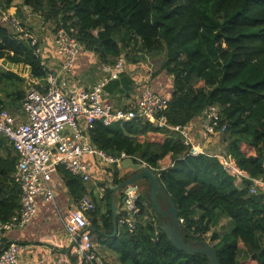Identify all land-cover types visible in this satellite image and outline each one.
I'll return each mask as SVG.
<instances>
[{"label": "trees", "instance_id": "16d2710c", "mask_svg": "<svg viewBox=\"0 0 264 264\" xmlns=\"http://www.w3.org/2000/svg\"><path fill=\"white\" fill-rule=\"evenodd\" d=\"M15 1L0 0V18ZM19 1L40 10L55 30L72 29V36L101 64L113 65L123 52L134 53V63L138 56L141 60L145 55H164L163 71L172 78L164 112L167 125L184 126L211 106L219 108V124L225 131L211 139L220 137L223 151L218 155L205 151L210 141L203 146L204 154L191 156L176 133L139 120L110 127L96 124L90 142L112 158L123 153L156 170L158 185L178 211L187 245L204 243L209 229L228 218L230 232L209 237L219 263L264 264L262 197L250 194L249 181L229 175L216 157L233 160L249 178L262 177L264 0ZM7 26L0 22V60L27 66L32 78L43 79L46 69L35 48L22 32ZM23 82L0 68V112H20ZM132 87L124 72L105 89L122 94ZM15 164L12 156H0V222L19 210V190L11 178ZM58 172L75 203L87 194L80 177L61 167ZM125 179L115 175L112 183ZM97 202L100 205L85 215L91 231L119 264H209L205 255H190L171 245L163 233L165 218L154 209L150 193L148 198L139 194L135 228L117 226L115 236L112 189L106 188ZM8 244L0 243V254Z\"/></svg>", "mask_w": 264, "mask_h": 264}, {"label": "built area", "instance_id": "2783aa9c", "mask_svg": "<svg viewBox=\"0 0 264 264\" xmlns=\"http://www.w3.org/2000/svg\"><path fill=\"white\" fill-rule=\"evenodd\" d=\"M0 22L12 24L16 29L17 22L8 15H3ZM55 31L53 49L59 62L56 69H50L46 65L38 39L31 34L26 35L23 30L19 31L35 48L34 54L41 59L46 73L41 79L43 85L39 88L31 87L25 93L19 114L0 112V137L11 144L17 156L11 178L19 190V210L9 220L0 222V233H9L26 226L36 214L37 198L53 202L56 185L52 177L60 167L71 175L80 177L83 182L90 179V167L85 162L87 157H94L105 165L119 166L121 161L129 158L141 169L156 172L138 158L128 157L123 153L118 158H112L97 149L90 142V133L96 124L110 127L139 120L153 127L168 129L180 137L182 144L189 148L191 156L204 154L203 146L218 132L225 131V127L219 124V108L211 106L202 113L201 145L193 143L188 124L174 127L166 124L164 112L167 98L151 89L148 78L134 81L132 89L136 96L130 99L126 107L112 106L106 99L105 88L110 81L118 80L120 74L125 72V55L119 57L112 66H103L101 79L88 88L70 84L71 69L84 49L72 36V29L60 28ZM216 157L229 175L237 180L247 179L250 194L261 196L264 202V159L262 177L255 179L240 171L233 160ZM103 192L104 189L101 194ZM121 196L124 200L116 211L119 213L117 226L133 230L140 211L137 205L138 184L135 182L125 186ZM76 204L62 218V228L68 237L69 251L73 258L69 264H96V247L85 215L93 206L86 198L78 206ZM24 249L25 246L17 242H10L0 254V264H20L19 255Z\"/></svg>", "mask_w": 264, "mask_h": 264}, {"label": "crops", "instance_id": "0c3cea01", "mask_svg": "<svg viewBox=\"0 0 264 264\" xmlns=\"http://www.w3.org/2000/svg\"><path fill=\"white\" fill-rule=\"evenodd\" d=\"M48 48L49 49L43 50V53L45 54L43 55V60L45 61L47 66L55 67L56 64L53 63L52 61L53 59H55L52 41H50V47ZM90 54L92 53L86 50L80 52L70 72V78H69L70 84H74L78 87H82L86 89L101 78L102 71L99 68L102 69L103 66H101V63L99 61L95 62L93 59H91L92 57ZM150 57L152 56L145 55V57L138 62L140 64L139 65L133 64L132 68L131 67L129 68L130 65L127 63L125 74H127L132 79L133 83L136 80L147 79L146 76L141 77L139 75L140 71L138 67L144 69L145 65L147 66V64L143 63V61L147 60V58ZM8 64L11 66H18V64H10V63ZM26 69L28 70L27 72L30 75V69L27 66ZM164 75L165 73L160 72L159 74H157V77L154 78L153 80H151L150 78L149 85L151 89H153L158 94L165 96L167 98L170 96V93L172 92V79L170 84L169 83L170 80L167 78V76H165V78L167 79H164L163 77ZM29 81L33 84H37L38 88L39 86L43 85L41 80L32 77L29 78ZM135 96L136 93L131 88L127 92L124 91V93L122 94L119 93L109 94L107 92L106 99L112 106L116 108H123L126 107L130 99L134 98ZM202 118H203V114L196 117L188 124V127L191 131L192 141L193 143L199 146L201 144L200 123ZM8 155L9 157L12 156V158L16 159V163H17V156L13 151L11 144L4 138L0 137V156L7 157ZM85 162L90 167L89 180L92 179L97 180L96 178L98 177L102 178L103 175L105 176L107 175L108 172L107 173L105 172L107 170V168H105L107 165H105L103 162L99 161L98 159L94 157H87L85 159ZM120 166H115L117 169L114 170V172L112 173L113 174L112 175L113 178L111 177L112 182H114L115 175L118 179L120 178L122 179L124 173L129 172V170H132L133 172V169L131 168L122 169ZM52 181L56 185L54 190L53 202H44L41 200V198H37L36 214L26 226L9 233H0V243L17 242L25 246L24 252L20 253L19 255L20 264H69L73 260L69 251L70 244L68 241V237L66 236L62 228V218L66 216L68 211L71 210L76 203L69 195L68 190L65 187L59 172H57L52 177ZM85 183L86 182H83L84 186L87 189L86 191L87 194L82 195V198L76 204L77 206L79 205V203L82 201L83 198H87V200H89L90 195L88 190L90 189L92 190V188L88 187V185ZM120 184L121 183H119L118 185ZM118 185L113 186L109 182L107 188L115 189V187H117ZM159 195H161V197H159L157 194V199L159 205L164 210L167 206V202L162 194L159 193ZM118 196L120 197L119 202L117 200ZM122 199L123 197L121 196L120 192H116L114 194V200L117 203V205L115 204L116 211H118L119 207L121 206ZM103 209L104 206L102 205V210ZM224 219L230 222L228 218H224ZM165 220H167V218H165ZM94 235L95 234L92 232V236ZM100 246H101L99 247L100 249L105 250V252L101 251L103 252V254H106V256H115V255H108L110 253L109 252L110 250L105 246V244L101 243ZM114 258L117 259L116 256ZM96 264H102V261H100V257H98Z\"/></svg>", "mask_w": 264, "mask_h": 264}, {"label": "rangeland", "instance_id": "374dc122", "mask_svg": "<svg viewBox=\"0 0 264 264\" xmlns=\"http://www.w3.org/2000/svg\"><path fill=\"white\" fill-rule=\"evenodd\" d=\"M4 13L6 16L8 15L10 18H13L14 21L17 22V25L15 24L17 31L23 30L26 35L31 34L32 36H35L38 39L42 50L49 49L48 47H50V41H52V44H53L55 32H56L55 31V24L46 21L40 10L35 11L32 8L23 5V3L18 0V1H15L13 3L12 7L10 9H8L7 11H5ZM7 27H9L12 30L14 29L12 24H8ZM22 38H24V37H22ZM127 53L123 52L120 55V57L125 55L124 59L126 61V64L128 63L130 65L129 68L130 67L132 68L133 64H135V65L140 64V63H138L140 61L139 56L137 59L138 61H136L134 63V60L136 59L135 54L132 52H127ZM43 55H45V54L43 53ZM90 55L92 57L91 59H93L95 62L99 61L98 58L94 54H90ZM57 60H58L57 58L52 60L53 63L56 64V66L55 67L51 66L50 69L56 68L57 64L59 65V62L57 63ZM164 60H165L164 55H153L152 57L147 58V60L143 61V63H146L147 66L145 65L144 69L138 67V69L140 71L139 75L141 77L146 76L150 81V78H151V80H153L154 78L157 77V74H159L160 72L165 73L163 71V68H162ZM101 66H112V65L101 64ZM98 67H100V66H98ZM0 68L3 70L8 69L9 71H11L15 74L17 73L16 75H18L24 81L22 84V87H23L25 93L31 87H35V86L38 87L37 84H33L29 81V78L31 77V75H29V73L27 72L28 70L26 69V66L21 65V64H18V66H11L8 64V62H6L4 60H0ZM99 69L102 71L101 68H99ZM144 70H146V71H144ZM165 76H166V74L163 76L164 79L168 78L170 80L169 83L171 84L172 78L170 76H167V78H165ZM20 112H21V110H20ZM20 112L17 111V113H16L14 111H8V113H10V114H19ZM205 151L209 154H212V155L213 154L214 155L221 154L223 151V146L220 142V137H218V136L214 137V139L211 140V142L205 146ZM120 163H122V161ZM134 164H136V162H134ZM115 166H119V165L113 164V165H107L105 167V168H107V170L105 172L106 173L108 172L106 176L103 175L102 178H100V177L96 178L97 180L92 179V180L86 181L85 184H87L88 187L92 188V190L90 189L91 191L88 190L89 195H90L89 201H91V204L93 206L92 210H94L97 207V205L99 204V202H97V201L100 200L104 196V192L101 194V190H103V189L105 190L107 188V186L109 185V182L114 186V184L112 183V178H113L112 173L114 172V170L117 169ZM135 173H136V171L132 172V170H129V172L123 174L122 179L126 178L125 179V181H126L127 179L131 178L133 176V174H135ZM121 183H123V182H121ZM136 183L139 186V194L144 195L148 198L149 182L146 179H141V180H138ZM117 200L119 202V200H120L119 196H118ZM115 204L117 205L116 202H115ZM104 210L105 209H103V210L101 209V212H104ZM231 228H232V225L230 224V222H228L224 218L220 219L216 226H213L209 229V232L205 236V239H206L205 242L210 245L209 237L213 233L221 236L225 233L230 232ZM92 240H93V243L96 247L97 255H98V257H100V261H102V264H118L117 259L114 258L115 256H106V254H103V252H105V250L99 248V247H101L100 246L101 243L98 241L97 236H95V235L92 236ZM101 251H103V252H101ZM109 252L110 253L108 255H114L111 251H109Z\"/></svg>", "mask_w": 264, "mask_h": 264}, {"label": "water", "instance_id": "95a60500", "mask_svg": "<svg viewBox=\"0 0 264 264\" xmlns=\"http://www.w3.org/2000/svg\"><path fill=\"white\" fill-rule=\"evenodd\" d=\"M120 165L122 169L131 168L133 169V171H136V173L131 178H129L128 180L124 181L123 183L115 187V189L114 188L112 189L111 211H112V225L114 229L112 236L116 235V229H117V213H116L114 194L116 192L122 193V189L127 185L135 183L141 179H146L149 182V193H150L151 203L154 209L162 217L167 218V220L164 221L163 233L166 235L171 245L177 250L184 251L190 255H196V254L205 255L209 259V264H220L217 259L216 253L211 245L204 242L201 244H196L195 246H190L184 242L179 228L180 219L178 216V211L175 205L173 204V202L170 200L169 196L166 194L165 190L158 185L157 179L151 170L141 169L138 164H134L132 160L129 158L123 160ZM157 193L162 194L163 197L166 199L167 206L164 210L161 209L159 205L157 199ZM123 200L124 198L122 199V201Z\"/></svg>", "mask_w": 264, "mask_h": 264}]
</instances>
